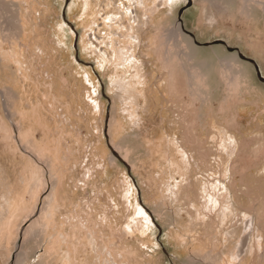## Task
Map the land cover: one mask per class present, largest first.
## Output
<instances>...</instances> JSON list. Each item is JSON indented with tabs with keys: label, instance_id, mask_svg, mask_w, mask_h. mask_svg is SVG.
Instances as JSON below:
<instances>
[{
	"label": "rangeland",
	"instance_id": "obj_1",
	"mask_svg": "<svg viewBox=\"0 0 264 264\" xmlns=\"http://www.w3.org/2000/svg\"><path fill=\"white\" fill-rule=\"evenodd\" d=\"M157 1L0 0V264H264V0Z\"/></svg>",
	"mask_w": 264,
	"mask_h": 264
},
{
	"label": "bare ground",
	"instance_id": "obj_2",
	"mask_svg": "<svg viewBox=\"0 0 264 264\" xmlns=\"http://www.w3.org/2000/svg\"><path fill=\"white\" fill-rule=\"evenodd\" d=\"M145 1V0H144ZM157 0H154V4L156 5L157 4ZM236 3V2H235ZM146 4V3H145ZM152 4V3H151ZM228 7H229V12H232V8L233 7H231V5H232V2H228ZM227 7V8H228ZM158 8V7H157ZM157 8L155 7L154 9V11L155 12H157ZM234 9V8H233ZM149 10H153V8L152 7H150L149 8ZM4 11V9L3 8H1L0 7V14L2 13ZM212 11V10H211ZM153 12V11H152ZM152 14V13H151ZM212 16V17H210V19L212 20V21H216V19L213 17V14H212V12L210 13L209 12V16ZM11 19V21H12V18H10ZM10 21V22H11ZM9 21H8V19H6V17H2L1 19H0V30H1V37L3 38V40H4V42H9V43H11L13 40H15V39H18L17 38V33L14 31V29H13V27H12V23H14V22H12V23H10ZM18 22V21H17ZM15 27H16V25H14ZM19 28V27H18ZM17 29V28H16ZM20 29V28H19ZM18 29V30H19ZM22 32V31H21ZM21 34V33H20ZM21 36V35H20ZM184 39V36H183V33H182V31H180L177 27H175V28H173L171 31H170V33L168 34V36H167V40L166 41H164L161 45H160V48H164V47H166V52H167V57L168 58H171V54H172V52H170L168 49H167V46H169V43H171V44H173V46H175L176 48H179V46H181V43H182V40ZM183 43H184V45H187V48H191L192 46H194V43L193 42H190V41H187V40H184L183 41ZM228 47V49H230V50H235V49H238V48H232V47H229V46H227ZM126 51V50H125ZM123 55H124V57L126 56V54L123 52ZM187 55H188V52L186 51V49H183L182 51H180V53L178 54V58H180L181 60H182V62H183V60L187 57ZM124 57H123V59H124ZM188 59H190L191 57H190V55H188V57H187ZM252 60V59H251ZM126 60H124V62H125ZM123 62V63H124ZM127 63V62H126ZM228 63V62H227ZM226 65H228V64H226ZM225 65V66H226ZM25 77V75L23 74V78ZM26 78V77H25ZM262 78V80L264 81V78L263 77H261ZM115 84H116V87H117V89H118V91L119 90H122L123 89V85H121V83H120V81H116L115 82ZM129 85V84H128ZM4 91V94H3V97H4V106L6 107V109L8 110L10 107H12L13 106V104H11V102L9 101V97L11 96V94H9L6 90H3ZM47 93V92H46ZM14 96V95H13ZM13 96H12V98H13ZM46 96H48L47 94H46ZM50 96V95H49ZM126 97V96H125ZM50 98H51V96H50ZM131 98V97H130ZM14 99H15V97H14ZM125 99V98H124ZM229 151V150H228ZM225 152V151H224ZM117 156V155H116ZM119 157V156H118ZM232 161V160H231ZM229 162V161H228ZM1 165V164H0ZM2 169V168H1ZM224 169H225V172L227 171V168L226 167H224ZM0 171H2V170H0ZM32 171L33 172H31V178H32V180L34 181V183H36V185H46L47 184V180H46V176L44 175V171H43V169L41 168V167H39V166H37V165H35L34 167H33V169H32ZM4 172V171H3ZM2 172V173H3ZM4 173H6V172H4ZM188 175V174H187ZM2 177V176H1ZM216 181V180H215ZM211 182L210 183V185H212L213 187L212 188H215V187H217L218 188V186H220L221 185V182H220V180H217V182ZM33 183V184H34ZM209 183V182H208ZM220 183V184H219ZM11 185V184H10ZM182 185V184H181ZM3 186H4V184H3ZM57 186V185H56ZM6 188V187H5ZM29 188V187H28ZM36 188H37V186H36ZM24 189V188H23ZM55 189V188H54ZM25 190V189H24ZM37 190V189H36ZM212 190V189H211ZM15 191V190H14ZM25 192V191H24ZM31 192V191H30ZM220 192V191H219ZM26 193V192H25ZM51 193V192H50ZM53 193V198H52V202H53V213H52V215L53 216H55V208L58 206V202H56V200H57V196H56V193L53 191L52 192ZM206 193H207V191H206ZM212 193V192H211ZM218 194V193H217ZM18 195V194H17ZM36 197H38L37 196V194H36ZM52 197V196H51ZM209 197H211V196H209ZM208 197V198H209ZM6 204H7V206L9 207V209H8V214L6 213V207L5 208H3L2 206H0V238H3V239H5V240H7V238H9L10 237V234H11V230H12V228L14 227V225H15V223H16V221H17V219H19V217H20V215L22 214V213H24L25 211H28L29 209V207L25 204V203H21V200L20 199H17V196H15L14 194H13V189H12V187L10 186V188H6ZM204 199L205 200H207L206 199V196L204 197ZM212 199H213V197H212ZM220 201V200H219ZM227 201V200H226ZM4 202V203H5ZM209 202H212L211 201V198H209ZM218 201H216L215 203H217ZM229 202V201H228ZM1 203V202H0ZM1 204H3V203H1ZM0 204V205H1ZM207 204V203H206ZM210 204V203H209ZM223 204V203H222ZM4 205V204H3ZM214 205V204H213ZM221 205V204H220ZM225 205V204H224ZM13 206H15L14 207V209H12V207ZM207 206V205H206ZM210 206V205H209ZM212 206V205H211ZM206 207V208H210V209H212V207ZM216 206V205H215ZM219 206V205H218ZM217 206V207H218ZM226 206V205H225ZM230 208H231V206H226V208H225V211L220 215L219 214V216H218V218L220 219V224L225 220V217L227 216V211H229L230 210ZM52 209V208H51ZM215 209V208H214ZM213 209V210H214ZM217 210V209H216ZM214 212V211H213ZM233 213H231V215H232ZM214 215V214H213ZM223 216V217H222ZM31 217V214L29 215H27V219L29 220V221H31L32 220V218H30ZM241 220V219H240ZM88 231V230H87ZM2 242V241H1ZM24 256V255H23ZM27 258V257H26ZM25 258V256H24V260L26 259ZM21 260H22V257H21ZM25 262V261H24ZM23 263V261H21L20 262V264H22ZM19 264V263H18Z\"/></svg>",
	"mask_w": 264,
	"mask_h": 264
},
{
	"label": "water",
	"instance_id": "obj_3",
	"mask_svg": "<svg viewBox=\"0 0 264 264\" xmlns=\"http://www.w3.org/2000/svg\"><path fill=\"white\" fill-rule=\"evenodd\" d=\"M222 43L226 45V43H224V42H222ZM235 51L239 54V56L241 58H243L244 60H247L250 63H252L256 67V69L258 68L257 63L254 60H251V59L245 57L239 49H235Z\"/></svg>",
	"mask_w": 264,
	"mask_h": 264
}]
</instances>
